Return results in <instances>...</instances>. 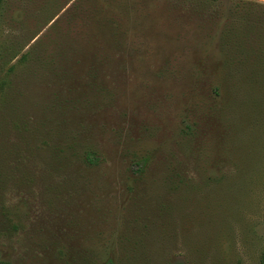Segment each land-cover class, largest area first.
Wrapping results in <instances>:
<instances>
[{
  "label": "rangeland",
  "instance_id": "obj_1",
  "mask_svg": "<svg viewBox=\"0 0 264 264\" xmlns=\"http://www.w3.org/2000/svg\"><path fill=\"white\" fill-rule=\"evenodd\" d=\"M263 251L264 0H3L0 264Z\"/></svg>",
  "mask_w": 264,
  "mask_h": 264
},
{
  "label": "trees",
  "instance_id": "obj_2",
  "mask_svg": "<svg viewBox=\"0 0 264 264\" xmlns=\"http://www.w3.org/2000/svg\"><path fill=\"white\" fill-rule=\"evenodd\" d=\"M216 0H210V2H214ZM3 2V0H0V5L1 3ZM228 34H233V31H229ZM85 160L87 161L88 164H92L95 162V157L93 156V154H87L86 157H85ZM260 264H264V251L262 252L261 254V257H260Z\"/></svg>",
  "mask_w": 264,
  "mask_h": 264
}]
</instances>
